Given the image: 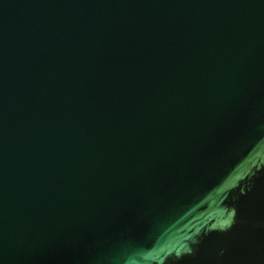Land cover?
Listing matches in <instances>:
<instances>
[{
  "label": "water",
  "instance_id": "obj_1",
  "mask_svg": "<svg viewBox=\"0 0 264 264\" xmlns=\"http://www.w3.org/2000/svg\"><path fill=\"white\" fill-rule=\"evenodd\" d=\"M0 264H264V0H0Z\"/></svg>",
  "mask_w": 264,
  "mask_h": 264
}]
</instances>
